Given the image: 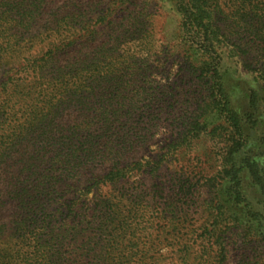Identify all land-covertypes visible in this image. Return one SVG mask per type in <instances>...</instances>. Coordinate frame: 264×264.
<instances>
[{
	"label": "trees",
	"instance_id": "trees-1",
	"mask_svg": "<svg viewBox=\"0 0 264 264\" xmlns=\"http://www.w3.org/2000/svg\"><path fill=\"white\" fill-rule=\"evenodd\" d=\"M236 1L241 4L236 12L246 17L260 7L255 0ZM169 2L182 16L179 38L185 61L200 72L206 92L203 112L186 139L192 145L203 135L228 136L220 165L225 179L213 208L216 217L235 221L246 236L262 242L264 259V76L258 89H249L248 108L236 109L215 19L220 0ZM144 3L0 0V205L32 204L21 221L24 240L17 256L0 247V264H110L111 258L98 248L102 238L113 234L111 226L119 217L111 198L105 205L93 203L99 212L90 213L80 195V207L66 214L73 221L70 229L57 227L60 216L55 211L45 215L47 196L32 192L35 185L24 176L33 165L35 175L39 165L27 167L23 149L54 152L53 159L62 155L66 165L73 164L69 172H91L93 187L113 184L125 175L128 164L100 173L95 167L112 153V137L121 139L119 130L127 123L119 112L128 99L135 101L137 90L130 87L142 71L145 58L139 53L150 43ZM261 4L264 10V1ZM76 200L72 198V204ZM140 260L135 264L143 263Z\"/></svg>",
	"mask_w": 264,
	"mask_h": 264
},
{
	"label": "rangeland",
	"instance_id": "rangeland-1",
	"mask_svg": "<svg viewBox=\"0 0 264 264\" xmlns=\"http://www.w3.org/2000/svg\"><path fill=\"white\" fill-rule=\"evenodd\" d=\"M263 1L255 0L259 9L246 17L236 12L240 1L220 0L221 11L215 15L226 52V82L233 106L240 111L248 108L249 89H258L264 76ZM141 9L150 43L139 53L145 58L142 71L130 87L137 90L135 101L128 99L119 112L127 123L119 130L121 139L112 137V153L95 167L100 173L128 164L125 175L113 184L93 187L91 172L74 174L69 172L73 164L66 165L62 155L53 159L54 152L28 147L23 149L27 167L39 165L35 175L34 165L24 174L35 185L31 191L47 196L45 215L58 213L57 227L65 231L73 223L66 214L80 207V195L90 213L99 212L95 203L105 205L111 198L119 217L111 226L114 236L102 238L98 248L103 257L111 258L110 264H135L140 259L141 264H264L262 242L246 236L235 221L216 217L213 208L216 190L225 179L220 165L228 136L203 135L192 145L186 139L203 112L206 92L200 72L184 58L182 16L169 0H145ZM85 189L88 193H80ZM72 198L78 200L72 204ZM30 206L12 201L0 205V247L13 257L24 240L21 221Z\"/></svg>",
	"mask_w": 264,
	"mask_h": 264
}]
</instances>
